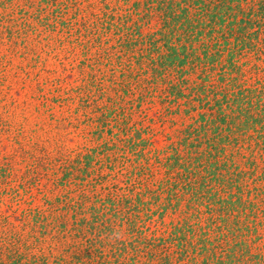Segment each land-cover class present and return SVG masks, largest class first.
<instances>
[{
  "label": "trees",
  "instance_id": "1",
  "mask_svg": "<svg viewBox=\"0 0 264 264\" xmlns=\"http://www.w3.org/2000/svg\"><path fill=\"white\" fill-rule=\"evenodd\" d=\"M125 1L132 16L115 22L123 42L118 45L122 50L119 53L127 62L116 84V93H122L117 94L118 101L125 100L130 106L145 93L152 98V94L163 92L164 108L169 113L185 115L188 121L178 129L169 147L156 155L157 163H152L147 136L138 134L134 126L118 125L116 121L125 117L116 116V106L101 107L94 115L100 141L52 177L53 185L59 180L65 182L64 194L45 196L42 205L23 212L21 217L32 230L48 223L63 234V240L78 241L79 247L69 253L70 258L52 254L56 264H91L98 256L95 248L109 250L118 242L114 232L138 229L136 225L133 229L138 211L147 210L145 203L150 206L151 201L161 212L169 208L180 217L164 238L152 237L155 241L149 246L165 243L162 255L169 258L170 238L176 245L170 252L172 262L231 264L236 253L221 247L226 237L223 230L235 217L238 205L251 200L249 194H243L240 181L250 178L257 167L250 145L264 144V87L238 80V60L239 53L247 48L250 33L264 25V0ZM143 16L155 19L147 33L141 28ZM108 120L109 126H116L120 148L129 152L127 158L135 157L120 183L114 181L119 169L114 171L115 152L109 147L116 139L109 141L112 135L102 134ZM233 130L234 140L229 139ZM239 137L240 141L236 140ZM243 140H248V155L240 153ZM236 155L242 161H237ZM103 161L108 168L105 175L100 168ZM153 165L159 169L155 177ZM236 166L243 167L242 177ZM106 176L112 177L111 185L104 183ZM142 176H148L149 184L138 183ZM99 177L103 179L99 181ZM88 179L104 184L99 187L101 191L85 189ZM77 182L81 185L75 192L70 185ZM244 182L248 187L250 183L246 179ZM259 186L254 194L264 200V184ZM117 214L124 218L122 225L113 219ZM123 247L126 250L124 244ZM8 248L0 264H49L50 252L25 253L9 245Z\"/></svg>",
  "mask_w": 264,
  "mask_h": 264
},
{
  "label": "rangeland",
  "instance_id": "2",
  "mask_svg": "<svg viewBox=\"0 0 264 264\" xmlns=\"http://www.w3.org/2000/svg\"><path fill=\"white\" fill-rule=\"evenodd\" d=\"M131 16L125 0H0V259L6 258L9 245L25 253L50 252L48 263L56 264L53 255L62 254L68 259L69 253L79 247L77 240H63V234L48 223L32 230L21 216L42 205L45 196L64 194L65 182L59 180L53 185L52 177L100 141L94 115L101 107L116 106V116L125 117L116 121L118 125L134 126L138 134L147 136L145 142L152 148L148 155L152 163H157L156 155L169 147L178 129L188 121L185 115L169 113L164 108L163 92L152 94V98L145 93L130 106L124 98L125 103L118 101L117 94L122 93H116V84L127 62L119 53L122 50L118 45L123 42L115 22ZM141 21V28L147 33L155 19L143 16ZM242 51L238 80L264 87V25L250 33L247 48ZM106 123L102 134L112 135L109 141L116 139L109 147L115 152L114 171L119 169L114 181L120 183L127 177L128 165L135 157L127 158L129 152L120 148L116 126H109L111 120ZM235 135L233 130L229 139L234 140ZM236 140L240 141V137ZM243 141L240 153L248 155V140ZM254 144L250 145V155L257 165L251 172L254 180H239L243 194H249L251 200L238 205L221 241L226 252L236 253L233 264H264V200L254 194L259 191V184H264V144ZM236 158L242 161L238 155ZM104 163L100 167L103 175L108 174ZM236 169H241L238 176L242 177L243 167ZM158 172L153 165V177ZM107 177L104 183L111 185L112 177ZM244 179L250 183L248 187L243 184ZM138 181L149 184L148 176ZM80 185L77 182L70 188L76 192ZM84 185L85 189L101 191L99 187L104 184L88 179ZM145 205L149 210L140 209L133 224V229H138L130 232L123 228L120 240L109 250L95 248L98 256L91 264H177L170 256L176 246L172 239L169 238V258L162 255L165 243L149 245L155 241L152 237L164 238L180 215L169 208L161 212L151 201L150 206ZM113 219L122 225L124 218L117 214Z\"/></svg>",
  "mask_w": 264,
  "mask_h": 264
},
{
  "label": "clouds",
  "instance_id": "3",
  "mask_svg": "<svg viewBox=\"0 0 264 264\" xmlns=\"http://www.w3.org/2000/svg\"><path fill=\"white\" fill-rule=\"evenodd\" d=\"M113 237H114L115 239H119V238H120V233H119V232H114V233H113Z\"/></svg>",
  "mask_w": 264,
  "mask_h": 264
}]
</instances>
